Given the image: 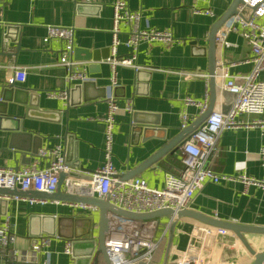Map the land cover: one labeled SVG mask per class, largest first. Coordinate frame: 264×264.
Returning <instances> with one entry per match:
<instances>
[{
    "label": "crops",
    "instance_id": "obj_1",
    "mask_svg": "<svg viewBox=\"0 0 264 264\" xmlns=\"http://www.w3.org/2000/svg\"><path fill=\"white\" fill-rule=\"evenodd\" d=\"M128 8L142 15L141 26L168 30L173 39L169 43L159 40L142 42L136 53L138 71L119 65L116 68L117 86L112 88L119 109L114 116L112 162L118 175L131 172L143 160L172 140L180 131L179 114L189 116L188 126L200 115V109L186 105V96L196 101L210 100L208 85L207 38L213 24L227 11L233 0H126ZM113 0H0V96L7 80L13 76L12 66L26 68L23 82H15L17 94H5L7 100L0 102V167L20 170L31 160V153L22 152L30 142L40 148L60 144L66 160L87 171H93L104 162V130L102 118L107 104L104 95L111 83V69L106 61L110 52ZM210 10L211 13H205ZM227 24V21L223 24ZM222 25V26H223ZM47 26L72 28L73 47L97 52L99 60H78L87 66V73L95 84H87L79 90L70 91L67 98L49 96V92H62L82 82L69 86L66 69L59 59L62 42L51 39L45 42ZM119 38L127 37V25L120 24ZM7 34L8 37H4ZM232 45L225 50L216 49V87L214 110H228L238 85L236 76L251 69L250 49L244 39L233 32L227 35ZM119 56L129 54L120 44ZM107 56V57H103ZM198 71L205 77L184 78L177 71ZM225 70L226 77H218ZM105 88V90L103 89ZM111 89V88H110ZM10 99V100H9ZM132 109H124L127 101ZM255 115L243 114L242 119ZM135 126V127H133ZM134 128V129H133ZM147 131V132H146ZM32 134V140L22 135ZM19 134L9 147L10 135ZM37 146V145H36ZM218 153L211 168L220 174L234 177L220 183H205L199 189L188 209L218 220L246 225L264 226V189L256 184H245L237 176L244 174L256 181H264V162L260 150L264 147L262 129L258 126H240L223 130L217 139ZM73 166V165H72ZM182 167L180 145L169 150L162 158L139 174L148 184L162 187L166 173L177 174ZM62 189L64 190L63 186ZM91 219L89 233L87 222L78 225L61 222L58 231L64 234L85 233L89 240L95 235L98 211L91 214L69 203L34 201L0 195V223L7 217L16 232L15 246L28 253L35 237L32 231L41 230L39 216ZM38 217L35 224L31 220ZM161 220L155 239L164 233ZM145 219V220H154ZM192 218L182 217L159 242L153 256V264H174V251L184 249L186 232ZM41 235H46L41 233ZM51 237L48 250L52 264H86L82 255L89 247L86 241L75 244V256L62 252L65 237ZM251 246L257 248L264 235L247 234ZM227 256V254L225 255ZM39 254L37 259H42ZM0 264H4L0 260ZM89 264H93V256ZM97 264H105L99 257ZM238 264V263H237Z\"/></svg>",
    "mask_w": 264,
    "mask_h": 264
},
{
    "label": "built area",
    "instance_id": "obj_2",
    "mask_svg": "<svg viewBox=\"0 0 264 264\" xmlns=\"http://www.w3.org/2000/svg\"><path fill=\"white\" fill-rule=\"evenodd\" d=\"M112 8L110 54L106 59L111 69V83L107 86L104 96L107 111L102 118L105 123L103 164L92 171L90 180L73 178L67 174L76 168V164H70L66 160L61 145L46 146L32 154L29 163L20 170L0 167V187L52 193L56 190L59 175L63 173L65 174L62 180L64 191L100 199L107 197L110 204L125 211L148 213L161 209H171L175 212L188 209L195 193L205 183H220L234 178L217 173L211 168V163L218 153L217 139L223 130L240 126H258L262 129L264 136V0H241L236 7V13L227 20L225 26L217 30L214 39L216 49L225 50L232 45L227 39L230 32L244 39L250 49L251 69L236 76L240 83L228 110L213 109L203 124L180 145L182 167L177 174L166 173L162 187L149 185L143 177H133L122 181L115 177L118 175V170L112 162V143L114 116L119 105L112 93V88L117 86V66H129L135 71L141 68L136 63V53L140 43L153 40L169 43L173 36L168 30H157L148 25L142 27L141 13L129 10L126 0H113ZM205 13L211 12L206 10ZM121 23L128 28L124 41L119 38ZM46 29V36L43 38L45 42L51 39L62 42L59 64L66 69L69 86L75 82L94 81L87 73V66L72 57L74 48L72 28L47 26ZM121 43L129 49V54L126 56H119L117 53ZM12 68L13 76L7 80V83L23 82L26 77V68L17 65ZM177 73L184 78H207L206 74L198 71L179 70ZM227 75L225 70L221 74L217 73V76L221 78ZM48 95L66 98L65 91L49 92ZM184 103L199 107L200 113L207 108L206 100L199 102L188 96L184 98ZM124 109L131 111L132 105L129 100ZM243 114H252L255 117L242 119L240 115ZM188 120L189 116L186 112L181 111L179 114L181 130L188 126ZM259 155L264 162V147L261 148ZM237 178L245 184H256L264 189V181L253 180L244 174L238 175ZM28 200L30 203L46 202L29 198ZM74 205L90 214L98 211L93 205L82 203ZM108 218L109 228L104 245L112 264H153L154 253L159 242L164 239V234L171 227H175L179 219H182L176 215L169 216V220L164 223V233L157 240L154 236L161 220L131 219L110 213ZM186 236L184 249L174 251L176 254V257L172 259L174 264H222L224 247L228 245L226 239L233 238L232 246H236L238 239L230 230L209 226L199 221L192 223ZM15 241L16 232L10 217L7 216L0 223V260L4 264H52L48 250L51 242L49 235L35 237L28 253H22L16 248ZM72 241L73 239L64 241L62 249L64 254L71 256ZM39 254H42L43 258L38 260Z\"/></svg>",
    "mask_w": 264,
    "mask_h": 264
},
{
    "label": "water",
    "instance_id": "obj_3",
    "mask_svg": "<svg viewBox=\"0 0 264 264\" xmlns=\"http://www.w3.org/2000/svg\"><path fill=\"white\" fill-rule=\"evenodd\" d=\"M241 2V0H233L227 11L213 24L212 28L210 29L208 38H207V56H208V85H209V92H210V100L207 108L204 112L201 113V115L189 126H187L185 129H182L172 140H169L165 145L161 146L155 153H153L151 156L143 160L138 166H136L131 172L125 173L123 175H117L115 177L118 178L119 181L126 180L129 177L135 176L139 174L141 171L152 165L153 163L157 162L162 156H164L171 148H173L176 145H181L185 139L193 133L197 128H199L203 121L206 119V117L209 115V113L213 110V103L215 100V87H216V58H215V52H216V44H215V34L217 30L234 14L236 13V7ZM4 37H8L7 34H4ZM72 57L75 60H99L97 58V52L95 51H89L85 48L81 47H74ZM104 58L107 56H103ZM138 71V70H137ZM87 84H95L94 81H84L80 84H76L73 86V88H69L65 90L66 98L68 97L70 91L73 90H79L82 87L86 86ZM19 87L15 84H8L5 85L3 88V94L0 96V102H5L7 100L5 94H17ZM105 90V88H103ZM105 96V95H104ZM10 100V99H9ZM135 127V126H133ZM134 129V128H133ZM147 132V131H146ZM21 136L19 134H11L10 135V141H9V147L16 149L14 147L17 138ZM27 140L30 138L32 140V134L31 133H25V135H22ZM34 145L30 142V144L25 146L22 150V152H28L34 154L40 147L38 144ZM37 145V146H36ZM80 172L74 170H71L67 175L78 178V179H84V180H90L91 179V173L92 171H87L82 166H79ZM65 177V174H60L57 182L56 190L52 193L47 192H40V191H32V190H18L16 188H2L0 187V195L5 196H16L21 198H29V199H36V200H43V201H57V202H63V203H69V204H77L82 203L85 205H93L97 207L98 209V216L97 221H93V226H97L96 233L90 237L89 240H86V238H82L84 240H81V237L85 235V233H75V234H64L61 231H58V229L61 227V222L68 221L72 224L78 225L79 223L87 222L88 229L86 232L89 233V227L91 226V219L88 217L85 218H74L72 216L68 217H54V216H39L40 221L42 222V229L41 230H35L32 231V236L37 237L40 236L41 233H44L46 235H54L57 233V235L61 237H65L66 239H73L72 241V256H75V244L77 242H83L86 241V243L89 244V247L85 250L83 257L81 258V261H87L86 264H89L91 261V257L93 256V264H97L99 257H101L105 264H112L110 257L107 253V250L104 245V240L109 228V218L108 214L117 215L124 218H131V219H139V220H145V219H154L162 216H171L176 215L179 218L182 217H188L192 218L196 221H199L201 223L207 224L209 226L217 227V228H223L232 231L236 237L239 239V241L243 244V246L246 248V250L253 256V259L249 264H264V249L257 251L255 250L251 244L248 242L246 235L252 234V235H264V226H257V225H246V224H240L230 221H224V220H218L209 216H205L203 214H200L198 212H195L190 209H184L179 211H173L171 209H161L154 212H148V213H134L125 211L121 208H118L112 204H110L107 200V197H104L102 199L92 197V196H84V195H77V194H70L62 189V180ZM38 217L31 220V225L35 224L36 220L39 219ZM78 264L80 262L79 257L76 258ZM141 264V263H139ZM229 264H236V263H229Z\"/></svg>",
    "mask_w": 264,
    "mask_h": 264
},
{
    "label": "rangeland",
    "instance_id": "obj_4",
    "mask_svg": "<svg viewBox=\"0 0 264 264\" xmlns=\"http://www.w3.org/2000/svg\"><path fill=\"white\" fill-rule=\"evenodd\" d=\"M233 238L226 239L227 247H224L223 258H222V264H229V263H235L238 264H249L251 260L253 259V256L249 254V252L246 250V248L243 246V244L237 239L236 246H232L234 241H231ZM260 245L257 247L259 249L264 247V239H261ZM229 256L228 258L225 257V255Z\"/></svg>",
    "mask_w": 264,
    "mask_h": 264
}]
</instances>
